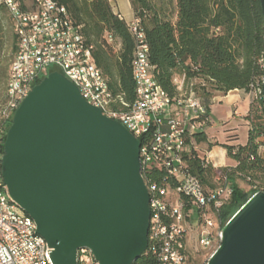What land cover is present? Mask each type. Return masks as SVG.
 I'll use <instances>...</instances> for the list:
<instances>
[{
	"label": "built area",
	"instance_id": "1",
	"mask_svg": "<svg viewBox=\"0 0 264 264\" xmlns=\"http://www.w3.org/2000/svg\"><path fill=\"white\" fill-rule=\"evenodd\" d=\"M0 5L8 13L16 41L0 101V264H53L51 248L36 233L34 220L9 196L1 167L4 135L15 109L53 70L69 79L88 103L122 123L140 140V170L149 192L147 249L157 264H187L192 244L212 253L228 221L223 220L221 208L232 194L231 167L216 165L208 153L202 155L197 149L195 133L212 123L210 106L199 93L203 80L178 75L173 79L175 93L164 90L153 75L144 29L134 17L127 23L134 42L135 90L128 102L110 89L93 61V46L86 42L64 5L55 0H0ZM103 45L116 52L121 48L120 41L109 32L104 33ZM261 84L262 80L252 83L249 92L234 91L249 94L251 102L261 95ZM237 109L233 103L232 116L243 117ZM197 157L204 168L213 171L206 181L190 171L189 161ZM259 190L264 191V187ZM76 264L99 262L90 249L79 248Z\"/></svg>",
	"mask_w": 264,
	"mask_h": 264
},
{
	"label": "water",
	"instance_id": "2",
	"mask_svg": "<svg viewBox=\"0 0 264 264\" xmlns=\"http://www.w3.org/2000/svg\"><path fill=\"white\" fill-rule=\"evenodd\" d=\"M139 149L138 138L57 70L22 99L6 131L2 177L53 264H76L79 248L99 264H133L147 249L149 192ZM206 264H264V191L226 222Z\"/></svg>",
	"mask_w": 264,
	"mask_h": 264
},
{
	"label": "trees",
	"instance_id": "3",
	"mask_svg": "<svg viewBox=\"0 0 264 264\" xmlns=\"http://www.w3.org/2000/svg\"><path fill=\"white\" fill-rule=\"evenodd\" d=\"M55 1L66 7L86 42L93 46V61L107 78L110 89L131 102L135 93L134 42L125 20L114 12L109 0ZM129 1L144 29L153 75L170 94L175 93V76L197 77L203 80L199 93L209 107L217 92H249L252 83L263 79L264 19L259 0ZM0 10L8 16L1 5ZM105 32L120 41L121 48L116 53L104 47ZM15 46L14 38L13 52ZM244 118L249 127L247 142L223 145L235 162L229 171L232 194L221 208L224 221L259 190L253 187L245 191L236 179H247L255 185L256 179L264 178V102L260 94L251 99ZM205 139V131L195 133L196 142ZM228 139L235 141L237 135L233 133ZM189 165L192 174L204 181L213 173L201 165L199 157L190 160ZM133 264H157V260L146 249Z\"/></svg>",
	"mask_w": 264,
	"mask_h": 264
},
{
	"label": "rangeland",
	"instance_id": "4",
	"mask_svg": "<svg viewBox=\"0 0 264 264\" xmlns=\"http://www.w3.org/2000/svg\"><path fill=\"white\" fill-rule=\"evenodd\" d=\"M113 4L117 3L118 8L123 14V10L127 9L129 14L131 12L130 6L127 0H112ZM124 15V14H123ZM126 17V16H125ZM130 15H128V18ZM13 33L10 27V21L8 16L4 11L0 10V101L3 99L2 94L5 89L7 82V73L9 68V63L12 57V47H13ZM111 53H116L115 50H110ZM238 91H232L226 96L222 93H216L213 104L211 105V126L205 131L214 140L216 145H229V144H240L243 145L247 142L248 127L245 123L243 117L232 116L231 103L236 100V95ZM239 107L238 112L242 115L247 111L249 105V95L245 96V101H238ZM244 111V113H242ZM12 120V118H11ZM235 133L237 135V140L230 141L228 136ZM6 135V133H5ZM211 145L209 144L208 147ZM228 163L231 162V158L227 157ZM238 185L245 191H250L253 187L259 189V187H264V178L256 179L255 185L247 179H236ZM191 257L188 264H206L211 252H206L201 250L196 245L191 246ZM194 261V262H193ZM196 261V263H195Z\"/></svg>",
	"mask_w": 264,
	"mask_h": 264
},
{
	"label": "crops",
	"instance_id": "5",
	"mask_svg": "<svg viewBox=\"0 0 264 264\" xmlns=\"http://www.w3.org/2000/svg\"><path fill=\"white\" fill-rule=\"evenodd\" d=\"M127 1H128L129 6H130L131 12L129 14L128 10L124 9L123 10V14L124 15H123L122 12L120 11V9L118 8L117 3L113 4L112 0H109L114 12L117 13L121 18H123L126 23H129L135 16H134V10H133V8L131 6L130 1L129 0H127ZM128 15H130L129 18H128ZM238 92L239 93L236 95V100H234L231 103V108H232V104L233 103H236L237 107H239L238 101L240 100V102H244L245 101V96L249 95V94L244 93L242 91H238ZM227 94H223V96H226ZM215 98H217V97H214L213 101H214ZM211 105H210V115H211ZM249 105H250V96H249ZM249 105H248L247 111L245 113H244V111H242V113H244L243 118L245 117V115L248 112ZM244 120H245V118H244ZM245 123L247 125L246 120H245ZM247 127H248V125H247ZM248 129H249V127H248ZM205 133H206V139L203 140V141L197 142L198 143V146H197L198 148L197 149H198L199 153L202 154V155L208 153L209 156L211 157V159L214 161V163L216 165H218V166L227 165V166L233 167L235 165V162L231 159V162L228 163V161H227L228 160L227 159L228 156H227L226 149L224 148V146L214 144V140L207 134L206 131H205ZM209 144L211 145L210 147H208Z\"/></svg>",
	"mask_w": 264,
	"mask_h": 264
},
{
	"label": "flooded vegetation",
	"instance_id": "6",
	"mask_svg": "<svg viewBox=\"0 0 264 264\" xmlns=\"http://www.w3.org/2000/svg\"><path fill=\"white\" fill-rule=\"evenodd\" d=\"M190 261V260H189ZM189 261L187 262V264L189 263ZM194 262V261H193ZM195 263H196V261H195Z\"/></svg>",
	"mask_w": 264,
	"mask_h": 264
}]
</instances>
